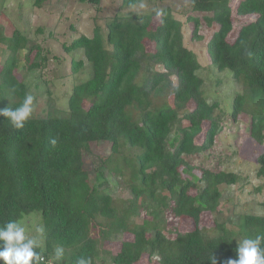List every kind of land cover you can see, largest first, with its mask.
Wrapping results in <instances>:
<instances>
[{"label":"trees","instance_id":"trees-1","mask_svg":"<svg viewBox=\"0 0 264 264\" xmlns=\"http://www.w3.org/2000/svg\"><path fill=\"white\" fill-rule=\"evenodd\" d=\"M77 1L99 5L101 0ZM144 1L121 0V5ZM190 9L211 14L204 18L208 26H216L207 56L218 71H230L241 89L229 117L236 122L248 113L249 136L262 145L264 0H239L234 11L230 0H190ZM233 14L254 19L228 42ZM186 21L192 24L191 38L200 39L199 19L189 16ZM153 25L152 14L116 17L106 24V33L95 27L91 37L81 35L64 46L66 52L82 50L91 70L88 79L72 87L64 113L30 115L22 129L0 117V226L37 213L46 230L37 251L45 261L61 246L59 264H77L80 258L104 263L102 255L111 264H211L212 255L217 264H227L236 258L240 238L264 236V216H239L229 221L234 229L224 222L210 231L200 227L203 213L218 211L219 187L236 184L238 176L195 164L221 131L215 116L219 104L208 102L202 92L200 64L183 45L182 23L165 8ZM145 42L153 44L152 53L146 52ZM1 47L8 56L0 68V99L15 108L28 94L16 75L17 53L27 41L17 31L9 38L0 33ZM33 48L34 59H26L30 70L41 68L45 60L38 47L29 52ZM82 66L73 61L72 73ZM165 95H171L170 104ZM105 142L110 143L109 154L87 168L91 147ZM256 163V176L264 178V152ZM103 172L130 191V200H115L91 184L92 176L103 178ZM183 221L191 228L183 231ZM117 241V252L106 253L103 246Z\"/></svg>","mask_w":264,"mask_h":264},{"label":"rangeland","instance_id":"rangeland-1","mask_svg":"<svg viewBox=\"0 0 264 264\" xmlns=\"http://www.w3.org/2000/svg\"><path fill=\"white\" fill-rule=\"evenodd\" d=\"M238 2L239 0H230L233 11ZM165 8L171 10L174 18L182 23L183 45L195 54L200 64L197 75L203 81L202 92L205 98L208 102L217 101L219 104L215 116L219 118L221 131L211 150L199 154L195 164L213 171L234 172L238 176L236 184L219 187L221 198L218 211L215 214L203 213L200 227L210 231L215 223L224 222L228 228L234 229L229 221H236L239 216H264V178L256 176L258 167L256 159L258 154L264 152V140L262 145L258 146L250 138L248 113L241 114L236 122L229 117L233 97L241 92V89L235 83L230 71H218L207 56V42L216 26H208L204 18L211 14L192 12L190 0H145L139 6L133 7H123L121 0H101L99 5L83 4L77 0H0V33L9 38L13 31H17L27 41L26 49L17 53L16 75L28 87V94L34 97L31 116L39 117L48 113L62 114L67 110V100L72 87L91 76L90 65L85 60L83 51L66 52L64 46L69 45L81 35L91 37L95 27H99L103 33H106V24L109 21L129 14H152V23L155 26L159 22L160 11ZM189 16L199 19L200 39L191 38L192 24L186 21V17ZM253 19L251 16L239 17L233 14V29L227 41L232 42L239 27ZM29 47H38L41 50L40 58H45L41 68L33 70L28 68L26 59L29 58L31 62L36 54V49L33 48L32 52H29ZM145 50L147 53H152L153 44L145 42ZM7 56V51L1 47L0 68ZM79 60L83 62L82 68L77 73H72L71 63ZM155 67L162 71L160 66ZM171 81L175 84V77H172ZM165 98L170 104L171 95H165L163 100ZM157 101H162V97H159ZM7 104L8 101L4 98L0 99V108H4ZM188 108H193V105H188ZM175 133L173 132L172 136ZM109 146V142L93 145L92 154L86 159V167L91 168L97 165L95 162H98V157L107 156ZM96 175L91 178L93 186L107 191L115 200H130V191L122 183H117L106 172H103V178ZM21 220L30 236H34L36 227L42 225L37 213L25 215ZM190 228L189 221L182 222L183 231ZM103 247L106 253L111 251L114 254L118 250L119 241L106 243ZM102 258L104 263L99 261L98 264H111L107 255H102ZM43 262L59 264L54 257ZM138 264L148 263L142 260Z\"/></svg>","mask_w":264,"mask_h":264},{"label":"clouds","instance_id":"clouds-1","mask_svg":"<svg viewBox=\"0 0 264 264\" xmlns=\"http://www.w3.org/2000/svg\"><path fill=\"white\" fill-rule=\"evenodd\" d=\"M34 97L26 94L18 107L0 108V117H4L15 129H22L33 111ZM53 145L56 140H52ZM35 235L30 236L22 220L9 221L0 226V264H40L43 259L37 249L42 248L46 239L43 225L36 227ZM264 236L257 234L255 238L242 237L235 249L236 258L229 259L227 264H264ZM64 249H55L54 259L62 260ZM77 264H91L88 258H80ZM211 264H217L215 256H211Z\"/></svg>","mask_w":264,"mask_h":264},{"label":"built area","instance_id":"built-area-1","mask_svg":"<svg viewBox=\"0 0 264 264\" xmlns=\"http://www.w3.org/2000/svg\"><path fill=\"white\" fill-rule=\"evenodd\" d=\"M43 261H44V259L41 260V262H43ZM46 262H47V261H46ZM43 263H44V262H43Z\"/></svg>","mask_w":264,"mask_h":264}]
</instances>
